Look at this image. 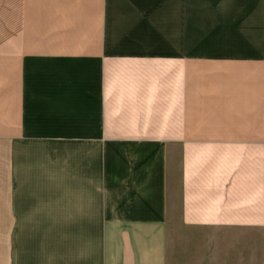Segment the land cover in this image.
I'll list each match as a JSON object with an SVG mask.
<instances>
[{
  "label": "crops",
  "instance_id": "crops-1",
  "mask_svg": "<svg viewBox=\"0 0 264 264\" xmlns=\"http://www.w3.org/2000/svg\"><path fill=\"white\" fill-rule=\"evenodd\" d=\"M0 264H264V0H0Z\"/></svg>",
  "mask_w": 264,
  "mask_h": 264
}]
</instances>
